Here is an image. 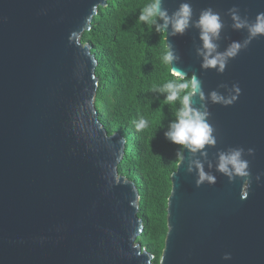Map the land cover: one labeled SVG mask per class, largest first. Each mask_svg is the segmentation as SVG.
Returning a JSON list of instances; mask_svg holds the SVG:
<instances>
[{"label": "water", "instance_id": "obj_1", "mask_svg": "<svg viewBox=\"0 0 264 264\" xmlns=\"http://www.w3.org/2000/svg\"><path fill=\"white\" fill-rule=\"evenodd\" d=\"M108 1L0 0V264H154L137 243L139 193L118 174L126 141L99 121L97 61L81 42ZM183 2L193 19L208 7L221 14L220 51L247 36L231 28L230 8L250 20L264 12V0H164V7L171 14ZM164 34L179 57L171 71L195 74L206 95H231L233 84L241 94L231 106L209 102L217 144L206 156L186 151L171 175L159 264H264V175L255 179L264 174V36L219 74L201 67L196 28ZM229 147L254 149L244 156L250 188L215 171L218 150ZM195 160L216 176L214 185L196 186L195 172L185 171Z\"/></svg>", "mask_w": 264, "mask_h": 264}, {"label": "trees", "instance_id": "obj_2", "mask_svg": "<svg viewBox=\"0 0 264 264\" xmlns=\"http://www.w3.org/2000/svg\"><path fill=\"white\" fill-rule=\"evenodd\" d=\"M150 0H109L98 9L90 30L81 37L97 61L98 89L94 106L108 135L126 141L118 174L133 182L140 196L139 219L143 230L137 240L159 264L167 233V200L171 175L181 158L182 146L164 135L175 120L179 101L166 103L165 94L152 91L174 79L162 62L165 34L138 23L141 8ZM141 116L149 127L137 132L133 121Z\"/></svg>", "mask_w": 264, "mask_h": 264}, {"label": "clouds", "instance_id": "obj_3", "mask_svg": "<svg viewBox=\"0 0 264 264\" xmlns=\"http://www.w3.org/2000/svg\"><path fill=\"white\" fill-rule=\"evenodd\" d=\"M96 9L93 8V13ZM193 7L189 2H183L179 7L169 14L164 7V0H150L145 4L137 18L138 23H143L152 28L154 26L156 33H168V35H184L190 28L198 30V39L201 42L196 54L201 59V67L204 69H214L217 73L223 74L228 62L238 56L246 49L250 43L264 36V12H259L254 20L247 16H241L239 8L233 6L227 12L232 24L231 28L236 31L245 30L247 36L243 41H232L227 47L220 51L221 33L225 27V22L221 14L213 8L202 9L197 19H193ZM91 17L85 18V23H90ZM90 30V29H89ZM76 33H73L75 36ZM179 60L174 47L168 43V48L162 56V62L165 65L173 66ZM171 75L174 79L168 80L162 86L153 87L152 91L165 94L166 103L172 104L179 101V108L175 112V120L172 121L167 130L165 137L175 145L182 146L183 152L177 150L178 155L184 163V153L190 152L206 156L209 147H215L217 137L214 134L215 129L209 123L211 115L208 104H219L221 106H231L241 94L238 84H233L231 95L225 96L216 90L205 94L202 82L193 74L187 78L186 74L176 71L172 67ZM221 83L218 87H224ZM198 99L199 106H195V100ZM137 132L144 131L149 127V120L141 116L138 120L133 121ZM254 155V149H245L242 147H229L227 150H218L215 171L227 177L228 181L234 182L237 178L244 181L250 188L252 176L250 172V162L244 156ZM181 163V164H182ZM180 164V166H181ZM185 171L189 174L195 172V184L200 187L204 183L214 185L216 176L205 171L204 163L201 160L189 162ZM261 175L258 174L255 179L260 181ZM248 193H244L241 199L247 198ZM225 260L231 259V255L226 253L223 257Z\"/></svg>", "mask_w": 264, "mask_h": 264}]
</instances>
